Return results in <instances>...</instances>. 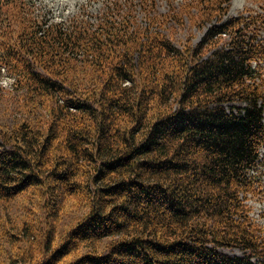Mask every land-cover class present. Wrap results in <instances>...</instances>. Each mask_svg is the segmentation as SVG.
Masks as SVG:
<instances>
[{
	"label": "trees",
	"instance_id": "16d2710c",
	"mask_svg": "<svg viewBox=\"0 0 264 264\" xmlns=\"http://www.w3.org/2000/svg\"><path fill=\"white\" fill-rule=\"evenodd\" d=\"M155 1L0 0V264H264V13Z\"/></svg>",
	"mask_w": 264,
	"mask_h": 264
},
{
	"label": "rangeland",
	"instance_id": "374dc122",
	"mask_svg": "<svg viewBox=\"0 0 264 264\" xmlns=\"http://www.w3.org/2000/svg\"><path fill=\"white\" fill-rule=\"evenodd\" d=\"M43 1V7H45L50 13L60 19V17H72L73 15H82L84 17L86 16H93L96 12H98L102 6L103 0H42ZM165 1L170 0H157L155 2L159 3L162 7H166ZM177 2H180V0H176ZM264 3V0H263ZM263 8L264 5L262 4ZM158 8H160L158 6ZM251 8L252 11H255L257 13H264L263 9L257 8V4L254 2V0H230V8H228V15L235 17L238 13H244V9ZM243 9V10H242ZM138 15V14H137ZM197 36V35H196ZM10 82H13L12 79L8 78V75L5 71L0 72V87L8 88L10 87ZM235 107L243 106L242 103H236L234 104ZM264 110V108H263ZM264 115V113H263ZM264 120V119H263ZM261 156L259 159H261L264 162V149L260 150ZM261 181L264 183V177L261 176ZM252 205V215L255 219H258L260 221V224L263 225L264 229V216L260 214V212H264V198L255 200L252 199L249 202ZM33 238V237H32ZM219 252L228 254L230 256L232 255H242L243 251L239 248H229V247H220L218 250ZM9 254V252H7ZM4 258H7V255L4 256ZM256 264V259L253 260Z\"/></svg>",
	"mask_w": 264,
	"mask_h": 264
}]
</instances>
